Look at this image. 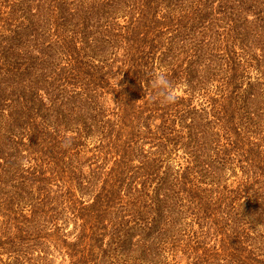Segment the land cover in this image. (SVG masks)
I'll list each match as a JSON object with an SVG mask.
<instances>
[{"label":"trees","instance_id":"obj_1","mask_svg":"<svg viewBox=\"0 0 264 264\" xmlns=\"http://www.w3.org/2000/svg\"><path fill=\"white\" fill-rule=\"evenodd\" d=\"M0 264H264V0H0Z\"/></svg>","mask_w":264,"mask_h":264},{"label":"clouds","instance_id":"obj_2","mask_svg":"<svg viewBox=\"0 0 264 264\" xmlns=\"http://www.w3.org/2000/svg\"><path fill=\"white\" fill-rule=\"evenodd\" d=\"M151 86L157 90V94L162 97V103H174L177 99V89L170 83L163 71L153 74Z\"/></svg>","mask_w":264,"mask_h":264}]
</instances>
